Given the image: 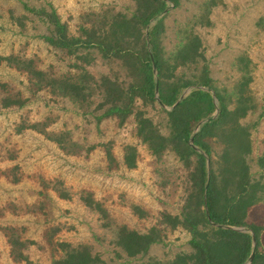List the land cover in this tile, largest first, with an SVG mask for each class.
Wrapping results in <instances>:
<instances>
[{"label":"rangeland","instance_id":"1","mask_svg":"<svg viewBox=\"0 0 264 264\" xmlns=\"http://www.w3.org/2000/svg\"><path fill=\"white\" fill-rule=\"evenodd\" d=\"M155 6L146 0H0V57L33 60L35 68L50 76L72 79L80 77L83 65L97 79L106 75L128 87L132 72L120 58L85 43L86 31H94L92 40H106L114 18L122 14L140 28V37L130 43L139 50L145 31L141 16ZM28 8H53L68 36L78 40L70 48L50 44L47 37L53 26ZM166 10L158 38L168 62L164 71L196 80L207 67L213 87L229 108L243 96L251 106L240 119L250 132L247 160L253 177L264 184L259 165L264 159V0H179L177 6L168 2ZM155 22L153 18L146 31ZM194 37L200 39L197 62L173 69L175 52ZM86 53L92 59L89 64L78 59ZM16 63L0 61V264H52L62 255L61 242L88 245L105 264L168 262L191 251L190 234L165 226L161 213H182L196 156L188 168L170 149L153 155L137 135L134 115L120 124L115 116H102L97 94L81 101L49 87L39 90L35 79L15 68ZM190 90L186 88L184 95ZM8 96L25 102L3 107L2 99ZM135 104L161 133L169 134L168 116L157 102L139 99ZM217 114L218 109L212 117ZM34 123L37 129L30 128ZM205 140L214 160L224 145L212 133ZM127 146L137 151L134 168L124 163ZM88 195L102 211L84 204ZM249 220L263 227L264 236V190ZM154 225L161 241L144 255L128 257L115 243L120 226L146 232ZM19 253L30 262L18 258Z\"/></svg>","mask_w":264,"mask_h":264},{"label":"trees","instance_id":"2","mask_svg":"<svg viewBox=\"0 0 264 264\" xmlns=\"http://www.w3.org/2000/svg\"><path fill=\"white\" fill-rule=\"evenodd\" d=\"M146 2H155L156 6L147 8L141 16L145 31L141 33L142 45L139 50L130 43L140 37V28L133 23V19L122 14L118 15L119 18H114L106 40H92L94 31L89 33L85 30L89 37L85 43L90 46L98 45L106 56L120 58L132 72L134 79L128 87L106 75L97 79L83 65L80 77L72 79L66 76H50L35 68L33 60L20 61L8 56L0 57V61L8 64L17 62L19 65H14L15 68H22L34 78L39 90L49 87L60 96L81 101L90 100L95 94L99 95L98 108L104 109L102 116H115L120 124L134 115L137 135L155 156H160L170 149L188 168L191 166L190 158L196 156L195 165L189 174L190 192L182 213H161V223L165 226L170 229L181 227L190 234L191 251L179 253L168 262L149 260L135 264H247L253 250V236L255 252L250 264H264L263 227L249 220V211L260 201L264 184L260 179L253 177L251 165L247 160L251 152L250 132L247 126L240 123V119L248 114L251 106L239 95L237 104L232 109L229 108L222 93L213 87L207 67H204L196 80L185 79L172 71L165 72L164 67L168 62L163 59L158 42L164 17L156 19L147 31L146 28L153 18H157L167 9L168 2L177 6L179 0ZM28 10L46 19L53 26L52 35L47 37L50 44L70 48V45L78 40L68 36L64 23L53 8L49 11L46 8ZM199 48L198 37L184 43L174 54L173 69L196 63L197 56H200ZM78 59L84 64L92 61L87 53L80 55ZM188 87H191L189 93L171 108ZM139 99L160 105L161 110L168 116V135L161 133L152 119L136 108L135 103ZM24 102V99L19 97L14 99L8 96L2 99V106H21ZM216 109L218 114L213 118ZM205 119L210 120L202 124L192 136L194 125ZM37 126L39 124L34 123L30 128L37 129ZM211 133L224 145L214 160L211 147L205 140L206 135ZM191 137L194 146L200 148L203 153L190 144ZM55 138L52 140L60 144L61 140ZM106 152L111 159L110 150L106 149ZM259 162L264 170V159L260 158ZM124 163L128 168L136 166L137 151L134 146L126 147ZM82 200L88 207L97 211L103 210L101 204L93 200L91 195ZM226 226L244 227L247 232ZM160 235V229L156 225L146 232L120 226L116 232L115 243L128 257H135L146 254L152 244L160 242ZM59 246L62 255L52 264H105L100 255L93 253L88 245L74 246L61 242ZM19 254L18 258L30 262L25 255Z\"/></svg>","mask_w":264,"mask_h":264},{"label":"water","instance_id":"3","mask_svg":"<svg viewBox=\"0 0 264 264\" xmlns=\"http://www.w3.org/2000/svg\"><path fill=\"white\" fill-rule=\"evenodd\" d=\"M166 11H167V10L163 11L160 15H158L156 19L161 18V17L166 13ZM154 71H155V73H156V70H155V69H154ZM185 93H186V92H185ZM185 93H183V94L178 98V100L175 102V104H174L171 108H174V107L179 103V101L185 96V95H184ZM157 94H158V88H156V97H157ZM171 108H170V109H171ZM216 112H217V109H216ZM209 120H210V119L202 120L201 122L198 123L197 128H198L199 126H201L202 124H204L205 122H208ZM197 128H196V126L193 128L192 136L196 133V129H197ZM190 144L196 149V147H195L194 144H193V138H192V137H191V140H190ZM208 162H209V161H208ZM226 227L231 228V229H234V230H238V231H244V232H247V230H246L244 227H235V226H226ZM254 247H255V238H254V236H253V250H252L251 256H250V258H249L247 264H250L251 261H252V258H253V256H254V252H255Z\"/></svg>","mask_w":264,"mask_h":264}]
</instances>
